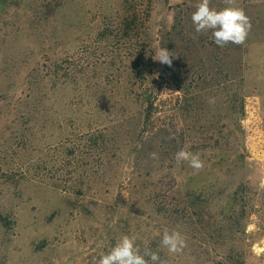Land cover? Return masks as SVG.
<instances>
[{
  "label": "rangeland",
  "instance_id": "1",
  "mask_svg": "<svg viewBox=\"0 0 264 264\" xmlns=\"http://www.w3.org/2000/svg\"><path fill=\"white\" fill-rule=\"evenodd\" d=\"M198 3L0 0V264L158 251L165 229L188 245L168 264H264V0H236L252 28L223 48Z\"/></svg>",
  "mask_w": 264,
  "mask_h": 264
},
{
  "label": "clouds",
  "instance_id": "2",
  "mask_svg": "<svg viewBox=\"0 0 264 264\" xmlns=\"http://www.w3.org/2000/svg\"><path fill=\"white\" fill-rule=\"evenodd\" d=\"M211 0H199L195 11L191 14V22L197 34L211 32L215 44L221 48L228 44L243 45L252 28V23L243 8L236 5V0H224L225 7L217 9L210 6ZM173 55L167 48H160L155 60L163 65L172 66ZM215 103L214 99L209 100ZM156 158V154H152ZM177 164L187 162L194 170H201L204 163L198 154L181 149L175 154ZM187 240L177 230L165 229L161 235L159 250L170 256L182 254L187 248ZM153 251L145 246L141 250L137 238L123 234L107 252H101L95 264H168L162 259L160 251Z\"/></svg>",
  "mask_w": 264,
  "mask_h": 264
}]
</instances>
